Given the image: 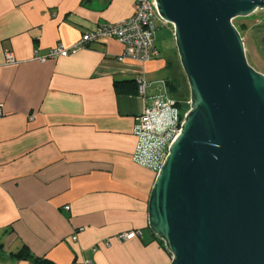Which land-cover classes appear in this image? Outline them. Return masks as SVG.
Returning a JSON list of instances; mask_svg holds the SVG:
<instances>
[{"label": "crops", "instance_id": "obj_1", "mask_svg": "<svg viewBox=\"0 0 264 264\" xmlns=\"http://www.w3.org/2000/svg\"><path fill=\"white\" fill-rule=\"evenodd\" d=\"M134 8L135 0H0V264H170L149 226L157 168L133 155L137 115L179 65L171 30L170 55L156 45L160 55L148 62L119 61L116 39L34 59ZM6 51L16 63H6ZM139 74L149 82L145 100ZM130 231L140 234L118 238Z\"/></svg>", "mask_w": 264, "mask_h": 264}, {"label": "water", "instance_id": "obj_2", "mask_svg": "<svg viewBox=\"0 0 264 264\" xmlns=\"http://www.w3.org/2000/svg\"><path fill=\"white\" fill-rule=\"evenodd\" d=\"M156 1L191 106L157 173L149 226L170 264H264V73L233 23L264 0Z\"/></svg>", "mask_w": 264, "mask_h": 264}, {"label": "built area", "instance_id": "obj_3", "mask_svg": "<svg viewBox=\"0 0 264 264\" xmlns=\"http://www.w3.org/2000/svg\"><path fill=\"white\" fill-rule=\"evenodd\" d=\"M264 12L258 8L255 13ZM262 19L257 18L258 22ZM264 20V17H263ZM168 23L160 15L156 0H135L134 14L126 19L114 23H102L92 31L81 35L76 43L66 46L62 43L52 47L47 53L36 54L34 59L46 62L58 57H67L102 39H116L124 46L118 56L119 61L127 59L148 62L160 55L156 47L158 23ZM170 24V23H169ZM6 63H16L11 51H6ZM140 97L145 100L149 82L143 74L137 76ZM163 94L154 97L151 105L146 106L139 115L134 133L137 137V146L133 159L146 167L160 168L166 159L171 143L179 135L187 113L178 107V101L170 95L167 83H163ZM3 115V105L0 104V117ZM67 209L69 206L66 207ZM85 230L80 227L75 231L72 240L78 239V234ZM140 231H130L118 235L119 239L131 240L137 237ZM97 246L93 251H97ZM85 264H95L93 259L87 258Z\"/></svg>", "mask_w": 264, "mask_h": 264}, {"label": "rangeland", "instance_id": "obj_4", "mask_svg": "<svg viewBox=\"0 0 264 264\" xmlns=\"http://www.w3.org/2000/svg\"><path fill=\"white\" fill-rule=\"evenodd\" d=\"M264 12H259L252 14L247 17H238L234 19V25L239 29L241 35L244 39L246 56L248 62L257 70L264 72V43L263 37L261 35L264 34ZM257 18L262 19L261 22L257 21ZM158 31L156 34V45L162 48L165 55H170V52L167 51V41L168 37L166 36L168 29H170V33L174 37V28L172 24L169 23H158ZM172 46L175 45V37L171 39ZM172 75L173 78L179 84L181 91L183 92L181 99L183 105V113H187L191 106L190 99V87L185 75V72L181 66L180 60L179 65L174 64L172 67Z\"/></svg>", "mask_w": 264, "mask_h": 264}, {"label": "trees", "instance_id": "obj_5", "mask_svg": "<svg viewBox=\"0 0 264 264\" xmlns=\"http://www.w3.org/2000/svg\"><path fill=\"white\" fill-rule=\"evenodd\" d=\"M167 87H168V90L170 92V95L178 101V107L182 111H184L183 105H182V99H181L183 92L181 91V88H180L179 84L177 83V81L174 78L171 79L170 81H167ZM156 171L158 173L159 169L157 168ZM160 242L162 244H164L163 240H160ZM23 254L24 253L21 252L20 256H23ZM34 264H53V263L51 261H49L48 259H35Z\"/></svg>", "mask_w": 264, "mask_h": 264}, {"label": "flooded vegetation", "instance_id": "obj_6", "mask_svg": "<svg viewBox=\"0 0 264 264\" xmlns=\"http://www.w3.org/2000/svg\"><path fill=\"white\" fill-rule=\"evenodd\" d=\"M263 36H264V34L261 35V38H262ZM255 69H256V68H255ZM258 71H259V70H258ZM260 72H261V71H260ZM262 73H264V72H262Z\"/></svg>", "mask_w": 264, "mask_h": 264}]
</instances>
